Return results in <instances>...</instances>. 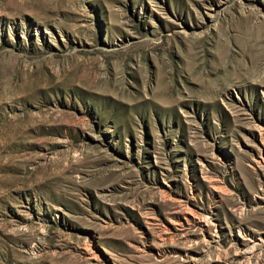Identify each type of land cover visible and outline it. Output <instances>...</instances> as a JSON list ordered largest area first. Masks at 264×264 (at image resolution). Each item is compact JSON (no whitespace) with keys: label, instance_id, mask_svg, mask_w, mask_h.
<instances>
[{"label":"rangeland","instance_id":"rangeland-1","mask_svg":"<svg viewBox=\"0 0 264 264\" xmlns=\"http://www.w3.org/2000/svg\"><path fill=\"white\" fill-rule=\"evenodd\" d=\"M0 264H264V0H0Z\"/></svg>","mask_w":264,"mask_h":264}]
</instances>
